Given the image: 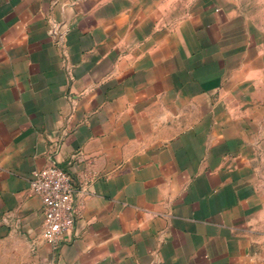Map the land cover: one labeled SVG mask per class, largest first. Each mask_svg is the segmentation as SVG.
<instances>
[{
    "label": "crops",
    "instance_id": "crops-1",
    "mask_svg": "<svg viewBox=\"0 0 264 264\" xmlns=\"http://www.w3.org/2000/svg\"><path fill=\"white\" fill-rule=\"evenodd\" d=\"M252 1L0 0V264H264ZM53 164L57 249L29 192Z\"/></svg>",
    "mask_w": 264,
    "mask_h": 264
},
{
    "label": "built area",
    "instance_id": "built-area-1",
    "mask_svg": "<svg viewBox=\"0 0 264 264\" xmlns=\"http://www.w3.org/2000/svg\"><path fill=\"white\" fill-rule=\"evenodd\" d=\"M29 192L42 206V239L57 249L63 237L74 229L77 220L73 179L68 170L51 165L31 173Z\"/></svg>",
    "mask_w": 264,
    "mask_h": 264
},
{
    "label": "rangeland",
    "instance_id": "rangeland-1",
    "mask_svg": "<svg viewBox=\"0 0 264 264\" xmlns=\"http://www.w3.org/2000/svg\"><path fill=\"white\" fill-rule=\"evenodd\" d=\"M247 1L250 2V0ZM262 1L263 0H253L251 5H247V12L254 20L257 27H259L261 32L264 33V8H258V6L264 7V3ZM253 5H256V7H254ZM252 162L254 164V168L257 171V182L259 190L264 194V137L261 139L258 149H256L253 154Z\"/></svg>",
    "mask_w": 264,
    "mask_h": 264
}]
</instances>
